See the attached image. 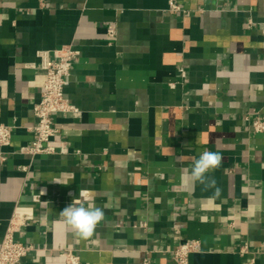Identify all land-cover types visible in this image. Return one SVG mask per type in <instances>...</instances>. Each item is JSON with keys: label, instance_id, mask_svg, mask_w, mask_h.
I'll return each instance as SVG.
<instances>
[{"label": "crops", "instance_id": "0c3cea01", "mask_svg": "<svg viewBox=\"0 0 264 264\" xmlns=\"http://www.w3.org/2000/svg\"><path fill=\"white\" fill-rule=\"evenodd\" d=\"M0 0V241L31 245L18 264H264V0ZM115 36L108 35L109 26ZM80 51L66 77L72 108L54 115L55 150L32 154L33 106L54 51ZM171 83H175L174 86ZM222 156L204 190L190 169ZM104 209L90 238L60 211ZM244 249V250H243ZM243 250V251H242Z\"/></svg>", "mask_w": 264, "mask_h": 264}, {"label": "built area", "instance_id": "2783aa9c", "mask_svg": "<svg viewBox=\"0 0 264 264\" xmlns=\"http://www.w3.org/2000/svg\"><path fill=\"white\" fill-rule=\"evenodd\" d=\"M169 5L171 11L182 10L176 0H170ZM107 32L110 37H114V26H109ZM262 34L264 36V22ZM54 53L56 59L49 60L45 57L41 66L46 77L41 92V99L33 106L36 119L33 126L35 140L28 148L32 154L51 153L55 150L56 145L53 137L56 135L58 129L55 126L54 115L72 108L65 96L64 88L66 77L69 75L72 64L80 54V51L72 46H62L56 49ZM171 85L174 86L175 83H171ZM252 126L254 131L264 132V119L254 118ZM12 131V126L4 123L0 124V146L10 143ZM2 160H5V154L0 150V161ZM30 217V213L24 212L15 213L10 219L6 232L0 241V264H18L22 257L31 249V245L18 240L15 236L18 226ZM198 248L199 242L197 240H185L178 242L171 252L179 264H187L190 253ZM63 255L65 257V264H80L79 257L71 250L65 251Z\"/></svg>", "mask_w": 264, "mask_h": 264}, {"label": "clouds", "instance_id": "9594fccd", "mask_svg": "<svg viewBox=\"0 0 264 264\" xmlns=\"http://www.w3.org/2000/svg\"><path fill=\"white\" fill-rule=\"evenodd\" d=\"M221 161L222 156L218 152L205 150L190 169V176L194 183L203 185L204 190L214 189L210 199H217L221 195V189L216 186L215 179L208 175L220 167ZM60 216L63 223L72 229L76 236L87 239L94 234L97 226L104 220L105 212L103 208L94 205L85 207L71 202L60 211ZM34 264H39L38 257L34 259Z\"/></svg>", "mask_w": 264, "mask_h": 264}]
</instances>
